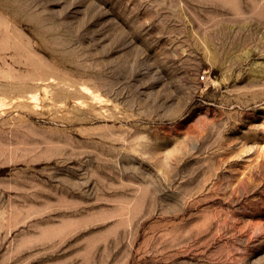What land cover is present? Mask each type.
Masks as SVG:
<instances>
[{
	"label": "rangeland",
	"instance_id": "rangeland-1",
	"mask_svg": "<svg viewBox=\"0 0 264 264\" xmlns=\"http://www.w3.org/2000/svg\"><path fill=\"white\" fill-rule=\"evenodd\" d=\"M0 264H264V0H0Z\"/></svg>",
	"mask_w": 264,
	"mask_h": 264
},
{
	"label": "built area",
	"instance_id": "built-area-1",
	"mask_svg": "<svg viewBox=\"0 0 264 264\" xmlns=\"http://www.w3.org/2000/svg\"><path fill=\"white\" fill-rule=\"evenodd\" d=\"M200 78H201V80H204V79H205V76H204V75H202Z\"/></svg>",
	"mask_w": 264,
	"mask_h": 264
}]
</instances>
